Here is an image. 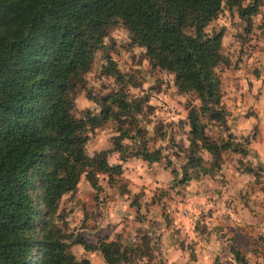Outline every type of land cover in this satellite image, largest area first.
Instances as JSON below:
<instances>
[{"label":"trees","instance_id":"1","mask_svg":"<svg viewBox=\"0 0 264 264\" xmlns=\"http://www.w3.org/2000/svg\"><path fill=\"white\" fill-rule=\"evenodd\" d=\"M241 3L228 0V7ZM260 7L261 0H252L238 9L240 19L250 25ZM222 10L221 0H0V264H74L65 243L71 237L53 223L62 194L77 190L84 171L91 170L87 177L111 171L110 183L121 172L119 165L108 169L105 154L90 160L83 145L86 130L111 120L123 123L133 110L126 95L104 98L101 114L88 113L84 120L73 117L69 98L103 49L108 29L122 21L151 64L176 73L180 93L195 89L218 106L221 80L213 69L225 60L223 33L205 39L203 29ZM111 75L119 77L114 69ZM210 116L223 119L222 112ZM189 120L199 138L195 111ZM119 132L115 145L126 153L129 147L120 140L130 138V131ZM232 140L223 147L232 148ZM140 155L159 159V151L148 154L146 148ZM72 240L89 250L102 246L109 264L147 255V236L143 250L123 253L117 241Z\"/></svg>","mask_w":264,"mask_h":264},{"label":"clouds","instance_id":"2","mask_svg":"<svg viewBox=\"0 0 264 264\" xmlns=\"http://www.w3.org/2000/svg\"><path fill=\"white\" fill-rule=\"evenodd\" d=\"M251 2L242 0L229 9L228 0H221L223 13L203 29L208 39L214 35V29L218 33L226 28L222 46L234 53L233 68L238 58L243 60L239 71L221 72L223 65L213 69L222 80L219 105L210 102L206 94L202 98L195 89L178 93L174 83L176 73L157 67L144 87L147 89L161 80L167 82L163 85L166 91L158 96L153 94L148 101L156 108L153 114L147 115L145 107L147 118L141 115L137 119L146 130L143 139L147 153L159 151V159L147 160L144 155L121 159L126 153L116 148L114 138L121 133L112 122L94 131L86 130L91 139L83 145L84 154L90 160L105 154L108 169L119 165L121 172L111 183V171L96 172L97 187L93 188L86 179L91 170L84 171L76 186L78 191L62 194L53 220L55 225L63 228L67 223V234L85 231L80 227L85 222L96 226V231L112 225L111 237L105 245L117 241L119 235L117 244L123 245L122 253L125 248L143 250L145 243L141 238L146 235L148 254L137 253L130 260L121 259L119 264H264V0L260 11L251 18V45H259L255 51L248 47V54L239 56L241 44L234 36L238 30L243 32V28L233 27L243 23L238 9L247 8ZM113 40L117 48L128 40L122 21L121 27L104 38L103 45L110 47ZM133 51L139 56L147 50ZM127 59L123 55V60ZM144 67H149L147 60ZM254 67L261 69L259 79L251 74ZM98 69L95 65L93 71L83 76L88 89L98 90L101 83L108 82L94 78ZM73 104L72 114L77 119L86 109H93L96 115L100 112L87 99V91H80ZM205 106L208 111L202 112ZM193 109L201 129L199 138L193 135V125L188 119ZM249 111L254 115L245 119ZM211 112H222V121H210ZM254 128H258L255 139ZM229 136L233 137V147L225 149L223 145L229 142ZM140 143L139 139L120 140L122 146ZM237 147L241 150L234 151ZM190 159L199 163L192 166ZM85 214L89 217L87 221ZM241 237L244 243H238ZM65 243L71 245L68 251L74 264L82 261L109 264L102 246L89 250L73 240Z\"/></svg>","mask_w":264,"mask_h":264},{"label":"rangeland","instance_id":"3","mask_svg":"<svg viewBox=\"0 0 264 264\" xmlns=\"http://www.w3.org/2000/svg\"><path fill=\"white\" fill-rule=\"evenodd\" d=\"M222 13H223V10L219 14H222ZM240 21L243 23L233 24V27L237 29L243 28V32H240L238 30L234 36V39H236L241 44V47L239 49V56L242 58L244 55L248 54V52L246 51L248 47H251L252 51H255L259 47V45L258 44L251 45V38L253 35L252 20H251L250 25L244 20L240 19ZM245 24L247 25L246 27H244ZM119 27H121V24L110 27L108 29L107 36H109V34L112 31L117 30ZM262 27H264V25H262ZM123 28L127 32V37H128L127 42H122L119 48H117V44L115 40L112 41L110 47L104 46L103 49L100 50L96 54L94 64L90 70V71H93L94 66L98 65L99 66L98 74L94 78L96 80H102V81H108V82L101 83L100 88L98 90L95 88L88 89L87 81H85L82 78V80L78 81L74 85V87L71 89L69 93V98L73 102V99L79 94L80 91H87V99L91 101L92 103L96 104L100 108V112L98 115L94 114L93 109H86L83 113L80 114L81 118L79 119V120H84L87 117L88 113H91L94 116H99L101 114V111H102L101 103L103 102L102 100L104 98L109 97L116 93H124L126 95L125 98L127 99V101L130 103V105L133 108L132 112L130 114L123 116V118H121V120L123 121L122 124H120L116 120H111L110 122H112V125L114 126L116 131H120L121 128H123L124 131H130L131 136L129 139H132V140L139 139L141 141L139 145H135V144L127 145V147H129L128 151L126 152V160H127L128 158H131L133 156L136 157L138 153H140L144 148H146V144L143 139L146 136V130L140 127L141 121L138 120L137 117L141 115H145V112H144L145 107H147V115H151L156 111V108L148 104V101L152 98L153 94L158 96L161 92H165L166 90L163 87V85H165L167 82L157 80L155 84L150 85L147 89H145L144 85L148 83V78L155 73L157 66L150 63L146 55V52H141L139 56L135 54L133 49L139 48V47L133 44L132 38H131L132 36L130 32L124 26ZM227 31L228 30L226 28H221L218 33L222 32L224 36L227 33ZM213 32L214 34H216L215 29L213 30ZM225 52H228V50L224 49L222 46V55L225 60L221 64L223 65V67L221 68V72H223L224 70L239 71V64L243 63V60L238 58L236 62V66L235 68H233L231 57L234 55V53L228 52V55H224ZM123 55H127L128 59L123 60ZM97 56H99V59H97ZM113 56H116L117 59H113L112 58ZM146 60L148 61V65H149L147 69L144 67V62ZM112 69L115 70V72L118 74L119 77H114L113 75H111ZM260 72H261L260 68L254 67L251 74L254 75L257 79H259ZM174 83H175V80H174ZM221 84H222V80H221ZM168 87L170 88L171 85H168ZM133 90H135V94ZM140 93H144V94L140 95ZM178 93H180L179 90H178ZM193 111H195V109H193L189 113L188 119H190V116ZM201 111L203 112L204 108ZM252 115H254V113L249 111L248 113L245 114V119H247L248 117ZM73 117L76 118L75 115H73ZM145 118H147L146 115H145ZM209 119L210 121H213L211 119V116H209ZM180 123L181 125H183L184 121H181ZM161 128H162V125L158 126V128L156 129L157 134L160 133ZM94 130L95 129H92V131ZM132 133H135V135L133 136ZM257 134H258V128H254L252 138L255 139ZM116 138H114V140ZM89 139H91V137H89ZM229 139H230V136H229ZM248 171L251 172L252 169L249 168ZM86 179L88 180V182L91 184L93 188L97 187L95 175L86 177ZM76 191H78V189ZM85 195H90V194L86 193ZM95 199L98 200L99 198L96 197ZM63 215L64 213H61L60 218H63ZM88 218H89L88 215L85 214V221H87ZM67 227L68 225L67 223H65L64 227L61 228L65 232V234H67L65 231ZM80 227L82 229H85V231H75L74 230L72 234H67L71 237L70 240H72L73 237L74 239H76L77 237H80L84 239L87 243L96 245L98 244V242L102 240H106V241L109 240L111 237L112 231H113L112 225H109L106 228L99 229V231H96V226H90L86 222L82 223ZM139 231L140 230H138V232ZM144 237H142L141 239H143ZM118 239H120L119 235H117V241ZM244 242L245 241L243 237H241L238 241V243H244ZM70 247L71 245L68 244V249ZM68 254L71 256L69 251H68ZM136 255L137 253H134L133 258Z\"/></svg>","mask_w":264,"mask_h":264}]
</instances>
